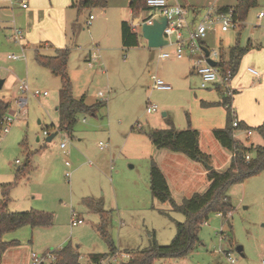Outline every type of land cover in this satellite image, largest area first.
<instances>
[{
	"label": "rangeland",
	"instance_id": "1",
	"mask_svg": "<svg viewBox=\"0 0 264 264\" xmlns=\"http://www.w3.org/2000/svg\"><path fill=\"white\" fill-rule=\"evenodd\" d=\"M53 1L0 0V80L5 81L0 95L10 101L5 116L13 119L9 131L0 133V185L14 183L9 191V211L33 209L52 215L49 227L31 229L25 225L6 233L4 241L15 240L18 246L3 262L26 264L30 252L41 254L70 245L79 254L78 262L85 263L90 254H107L110 242L118 253L113 264H120L127 253L148 248L152 241L168 245L176 233L175 223L184 221L180 212L151 198L152 161L165 171L177 203L207 187L205 176L198 175L195 166L189 182L192 163L187 157L155 149L149 140L150 131L171 127L197 130L200 150L210 155L213 168L224 171L229 153L214 139L212 130L226 126V106L220 104L221 91L199 87V78L191 71V57L172 56L173 45L149 48L139 43L123 47L120 21L129 0L124 11L118 4L121 0H107L103 9L80 10L72 7V3L77 5L75 0L59 1V6ZM181 1L197 15L208 7L236 3ZM22 4L34 12L32 21L26 23L27 10ZM259 10H264V0H257L249 10L242 29L221 32L216 27L204 39L224 58L236 43L241 47L251 43L232 78V86L236 82L241 87L231 102L244 124L234 128L232 135L246 145L264 144L255 131L264 121V69L259 66L264 65V19L256 17ZM89 15L94 17L90 23ZM13 29L21 31L22 41L13 39ZM137 33L140 42V31ZM63 46L69 48L67 74L73 97H84L87 105L98 101L104 105L94 116L80 113L70 135L58 131L47 142L44 131L56 132L58 125L56 107L61 84L60 78L38 65L33 56L35 51L54 55ZM21 47L25 59H7L8 54H21ZM88 52L96 55L90 66ZM162 52L171 57L159 59ZM248 67L259 77L249 74ZM151 76L168 83L170 89L154 88ZM23 81L31 90L47 91V97L20 94L17 86ZM23 96L26 103L20 106L16 100ZM147 104H155L157 112L148 114ZM246 129L252 132L248 138ZM63 140L66 145L62 149ZM98 142L106 147L100 149ZM227 199L230 211L208 215L198 230L199 241L187 255L158 258L152 264H260L264 260V170L231 185ZM72 212L83 220L82 224L71 225ZM237 247L242 248L241 253ZM226 253L234 263L228 261Z\"/></svg>",
	"mask_w": 264,
	"mask_h": 264
},
{
	"label": "trees",
	"instance_id": "2",
	"mask_svg": "<svg viewBox=\"0 0 264 264\" xmlns=\"http://www.w3.org/2000/svg\"><path fill=\"white\" fill-rule=\"evenodd\" d=\"M72 7L78 10L88 7L105 8L107 0H75ZM146 0H129L128 7L131 10L133 18L146 11ZM257 5L256 0H236L233 6H219L215 10L218 13L231 12L233 18L241 24L238 29H242L248 12ZM120 36L123 47L139 46V35L131 28L130 23L122 21L120 24ZM205 44V41H204ZM248 44L241 47L236 43L229 48L226 58L220 55L217 62L222 72L230 70L233 76L238 68L242 57L251 49ZM69 51L67 48L59 49L54 55H44L35 51L34 61L49 70V72L60 78V89L58 90V125L56 131H62L71 134L73 126L80 113H89L95 115L98 108L103 106V102L98 101L87 105L84 97L74 98L72 95L71 81L67 74V61ZM219 90V88H218ZM220 91V90H219ZM226 99L222 96L220 104L225 105ZM9 102L0 99V123L5 116ZM228 121L224 128L212 130L214 139L222 148L228 151L230 159L228 166L224 171H218L213 167L207 170L206 179L208 186L202 193H193L190 197L182 199L177 203L169 189L167 180L160 168L152 161L149 168V191L151 198L160 203H166L171 210L180 212L183 222H176V233L171 242L166 246H160L152 241L148 248L138 250L134 253H127L128 257L120 264H152L158 258H175L187 255L196 243L199 241L197 233L203 221L210 213L229 212L231 206L227 199L229 187L236 183H241L248 177H251L261 170H264V144L246 145L232 137L231 119L228 108ZM244 126L239 121L238 127ZM237 127V128H238ZM255 131L262 137L264 142V121L255 128ZM48 133V132H47ZM149 140L155 149H166L171 152L181 153L189 160L210 165V156L199 149L198 132L190 127L179 130L173 127L168 129H154L149 133ZM248 156V159H246ZM20 169L16 171L15 180L18 179ZM14 183H5L0 185V257L9 248L15 247L18 243L15 240L4 241V235L21 226L28 225L30 228L49 227L52 224V215L37 210L25 212H11L8 209L9 191ZM107 254H90V263H98L101 259L107 258L117 252L112 245L108 243ZM79 254L76 248L68 245L54 251V260L51 264H79Z\"/></svg>",
	"mask_w": 264,
	"mask_h": 264
},
{
	"label": "built area",
	"instance_id": "3",
	"mask_svg": "<svg viewBox=\"0 0 264 264\" xmlns=\"http://www.w3.org/2000/svg\"><path fill=\"white\" fill-rule=\"evenodd\" d=\"M146 14L139 16V23L134 24L133 21L130 22L131 28L137 32L140 31V25L142 23L151 24L152 21L160 16L166 18V25L163 29V38L167 41V44L174 46L173 57L181 59L183 57H191V71L199 78V87L202 89L209 88L211 86L219 88L222 92V96L226 99L225 106L228 108L229 116L231 119V127L237 128L239 124V119L237 117L236 110L232 105V98L235 94V88L232 86L233 73L230 70L222 72L217 65L219 60V52L214 49L208 48L204 44V39L208 31L214 30L216 27L220 29L221 32H228L230 30L238 29L241 24L237 19L233 18L231 12L218 13L214 7H208L200 15L197 12L190 10L187 6L179 4H169V0H146ZM22 8L26 5L22 4ZM199 16L197 20L194 17ZM258 19H264V10H259L256 14ZM93 15H89L88 23L93 20ZM13 39L17 42L22 41L21 31L19 29H13ZM47 47V46H46ZM204 49L207 50V55H205ZM23 47H21V54H8L7 59L11 61L25 59L23 53ZM171 57L169 53L162 52L158 54L159 59H166ZM96 55H90V60L88 65L90 66L91 61L95 60ZM207 59H211L216 62L215 66H211ZM247 71L255 77L259 76V73L248 67ZM153 80V87L158 90H169L170 85L165 83L162 79L155 78L151 76ZM18 91L22 95L31 94L34 97L47 96V91L40 92L38 90H31L26 82L18 83ZM99 95L101 93L99 92ZM16 102L20 106H24L26 103V97H19ZM145 111L148 114L157 112V106L155 104H147ZM13 119L11 117L4 116L0 123V133L6 134L9 131ZM48 133L44 131V135ZM251 130L246 129L245 135L248 138L251 136ZM233 137V135H232ZM66 142L63 140L60 143V148H65ZM100 149H104L106 144L98 142ZM248 159V156H246ZM18 163V161H16ZM65 165H69L66 161ZM65 176L70 177V173L66 172ZM220 213V212H218ZM221 214V213H220ZM205 222V221H204ZM70 223L72 226L82 224L83 220L79 219L74 212L70 215ZM203 223V222H202ZM115 253L107 258L101 259L98 263L90 264H113L116 260ZM30 264H51L54 260V251L45 252L37 254L31 252ZM227 259L230 263H234V260L230 258L229 253H226ZM128 255H126V258ZM260 264H264V260H261Z\"/></svg>",
	"mask_w": 264,
	"mask_h": 264
},
{
	"label": "crops",
	"instance_id": "4",
	"mask_svg": "<svg viewBox=\"0 0 264 264\" xmlns=\"http://www.w3.org/2000/svg\"><path fill=\"white\" fill-rule=\"evenodd\" d=\"M32 2H34V0H31ZM59 1H62V3L61 4H63V2H64V0H54L53 2H55V4L57 5V6H59L60 5V3H58ZM67 1V0H66ZM126 2H127V0H121V1H119V3L118 4H121V10L122 11H124V4H126ZM129 2V1H128ZM256 2H257V0H256ZM169 4H179V5H184L183 3H182V1L181 0H169ZM33 6H36V3H35V5L33 4ZM128 6V5H127ZM184 6H187V5H184ZM35 8V7H34ZM117 8H119V5H117ZM22 9H25V10H27L28 9V7L27 8H22ZM33 14H34V12L32 11V10H30V11H26L25 12V16H26V23L28 22V21H32V18H33ZM128 16H130V18H128ZM197 17V16H196ZM196 17H194V18H196ZM122 19H121V21H120V24H121V22L122 21H126V22H132L133 20H132V15H131V10L129 9V7L127 8V10H126V12L124 13V15H122V17H121ZM28 26L30 27H32V23H28ZM205 45L208 47V45H207V43L205 42ZM250 45H251V43H250ZM45 47L47 46L48 47V44L46 43L45 45H44ZM63 48H67L68 49V51H69V48L67 47V46H63V47H58V49L57 50H59V49H63ZM209 48V47H208ZM56 50V51H57ZM87 54V53H86ZM88 56L86 57V61L87 62H89V60H90V52H88V54H87ZM69 56V55H68ZM259 66H261V69H264V65H262V64H259ZM248 72V71H247ZM236 73V72H235ZM250 74V73H249ZM235 75V74H234ZM253 76V75H252ZM253 77H255V76H253ZM259 77V76H258ZM5 82V81H4ZM4 82H3V84H4ZM233 83H234V81H233ZM234 85V88H235V91L237 92L238 91V89L241 87L240 86V84H237L236 82L233 84ZM3 86V85H2ZM211 87H214V86H211ZM210 88V87H209ZM216 89H218L217 87H215ZM235 92V93H236ZM4 94H7L6 92H4ZM4 96L3 95H0V99H2L3 101H5V102H9L10 103V101L8 100V99H4L3 98ZM45 97H47V96H40V98H45ZM237 117H238V114H237ZM238 119H239V117H238ZM240 120V119H239ZM241 121V120H240ZM39 122V121H38ZM55 130H57V127L55 128ZM58 131H56V132H53V133H57ZM52 134V133H51ZM50 134L48 133L47 134V136H49ZM47 138V137H46ZM198 146H199V136H198ZM200 149V148H199ZM157 150H166V149H157ZM169 151V150H168ZM171 152V151H170ZM171 153H173V154H181V153H176V152H171ZM205 153V152H204ZM207 154V153H206ZM183 155V154H182ZM185 156V155H184ZM210 156V155H209ZM186 157V156H185ZM229 159H230V154L228 155V160H227V162H229ZM189 160V159H188ZM191 161V160H190ZM190 163H192V164H190V166H189V170L190 171H192L193 170V166H195V167H197V170H199L198 171V175H200L201 173L205 176V178H206V173H207V168L206 167H200V166H198V164L197 163H199V162H194V161H191ZM194 163V164H193ZM200 164V163H199ZM70 165V164H69ZM68 165V166H69ZM200 165H202V163L200 164ZM159 168H160V170L162 171V173H163V175L165 176V178H166V180H167V183H168V186H169V189H170V187H171V185H170V183H169V181H168V179H167V176H166V173H165V171L163 170V168L162 167H160V165H159ZM196 169V168H195ZM215 169V168H214ZM179 176H181V173H180V175ZM189 176H190V178H189V182H191L192 180H193V171L192 172H190L189 173ZM207 180V179H206ZM187 184V183H186ZM207 186H208V182H207ZM207 188V187H206ZM206 190V189H205ZM204 190V191H205ZM171 191V190H170ZM203 191V192H204ZM202 193V192H201ZM193 194V193H192ZM191 194V195H192ZM174 199V198H173ZM175 200V199H174ZM176 201V200H175ZM177 202V201H176ZM179 203V202H178ZM31 229H33V228H31ZM18 246V245H17ZM17 246H15V247H17ZM15 247H11V248H9V249H7L3 254H2V256L0 257V264H7V262L8 261H5V262H3L4 261V257H7L8 255H10V253H11V251H13V249L15 248ZM31 253V252H30ZM30 255H28L27 256V258H26V264H30V257H29ZM48 264V263H47ZM79 264H90V261H89V256H88V258H87V260H86V262L85 263H79Z\"/></svg>",
	"mask_w": 264,
	"mask_h": 264
},
{
	"label": "water",
	"instance_id": "5",
	"mask_svg": "<svg viewBox=\"0 0 264 264\" xmlns=\"http://www.w3.org/2000/svg\"><path fill=\"white\" fill-rule=\"evenodd\" d=\"M139 17L135 18L133 20L134 24L139 23ZM166 25V18L164 16H160L152 21L151 24L142 23L140 25V45L142 47H149V48H159L167 44V41L163 38V29ZM205 55H207V50L204 49ZM207 62L211 66H215L216 62L212 61L211 59H207ZM4 80H0V89L2 88ZM163 116L165 113L162 114ZM56 133H52L45 139L47 142H49ZM38 140V139H37ZM198 143V142H197ZM204 166L207 168V170H210L212 168L211 165L204 164ZM238 253H241L242 248L237 247L236 248Z\"/></svg>",
	"mask_w": 264,
	"mask_h": 264
}]
</instances>
